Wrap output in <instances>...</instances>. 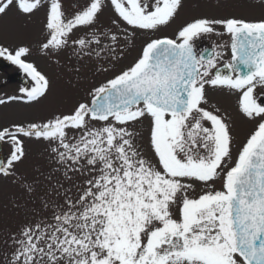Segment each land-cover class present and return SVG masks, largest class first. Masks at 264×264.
<instances>
[{
  "label": "snow or ice",
  "instance_id": "6c2138e0",
  "mask_svg": "<svg viewBox=\"0 0 264 264\" xmlns=\"http://www.w3.org/2000/svg\"><path fill=\"white\" fill-rule=\"evenodd\" d=\"M217 6L264 11V0ZM106 7L115 14L109 26L99 22ZM182 7L184 0H0V34L13 8L29 19L44 9L40 54L71 49L111 64L137 31L168 26ZM213 36L228 39L197 48ZM32 55L28 44L0 42V58L33 81L20 89L26 103L51 89ZM208 88L238 93L239 112L254 122L235 157L230 117L210 103ZM88 95L90 102L43 122L0 128V145L10 147L0 176H15L28 138L45 143L52 173L63 177L40 197L33 219L0 230V264H264V15L194 16L174 37L150 38ZM145 120L148 150L136 129Z\"/></svg>",
  "mask_w": 264,
  "mask_h": 264
},
{
  "label": "rangeland",
  "instance_id": "374dc122",
  "mask_svg": "<svg viewBox=\"0 0 264 264\" xmlns=\"http://www.w3.org/2000/svg\"><path fill=\"white\" fill-rule=\"evenodd\" d=\"M218 3L222 5L223 0H184V7L180 9L179 14L172 23L161 27L156 32L137 31L132 44L125 47L123 57L111 64H109L108 60L97 57L78 59L75 55H72L71 49L62 51L59 55L52 58L48 57L49 61L55 59L54 65H44L38 68L51 80V89L48 93V105L51 108L47 105L43 108H35L34 104L22 105L19 108H1V126L43 122L54 113L71 110L78 102H90L91 97L88 95L90 90L112 78L122 68L131 64L145 42L150 38H159L165 35L174 37L178 28L194 16L221 17L235 14L247 19H255L264 15V11L258 7L244 9L224 8L218 7ZM113 18H115L114 12L109 7H106L100 15L99 22L104 26H109ZM4 19L7 23L5 34L8 45L23 42L35 48L43 40L42 22L44 20V10L41 9L29 19L28 17L19 16L15 12V8H13ZM85 31V29H80L75 35H83ZM206 39L221 43L225 41L226 37L222 40L215 36ZM229 50L225 52V60L227 55L230 58ZM29 59L33 62L32 57H29ZM57 59L65 60V63L58 64L56 63ZM101 66L107 67L109 70L107 72L97 71V68ZM77 68L80 69L79 72L76 71ZM65 79L67 83L64 86ZM207 95L211 104L220 108L223 114L230 117L229 123L234 137L233 156L235 157L237 149L253 130L254 122L245 119L239 112L238 93L224 88H208ZM136 129L142 135L144 148L148 150L149 122L145 120L142 124L137 125ZM24 147L27 155L21 163L16 164L15 169L22 176L24 184L33 185L35 191L31 195L22 194L20 196L23 203L27 204L25 208L20 210L18 199L16 198L18 194L14 195V192L17 190V193H19L21 188L24 187L14 181L11 182L12 179H10L11 181L8 180L11 183L2 184L0 180V188L7 187L6 189H0V230H15L29 219H33L35 214L41 211V208H39L41 207L40 197L45 195L58 178L63 182V177L60 173H52L55 165L49 162L44 142L35 139H24ZM8 153H10L9 145ZM50 173H52V179L48 180L47 177ZM14 179L16 180L15 176ZM65 186H68L67 183H65ZM201 187V185L197 184L193 195L198 194ZM216 187H220V181L216 182ZM2 238V231H0V239Z\"/></svg>",
  "mask_w": 264,
  "mask_h": 264
},
{
  "label": "flooded vegetation",
  "instance_id": "af4514ba",
  "mask_svg": "<svg viewBox=\"0 0 264 264\" xmlns=\"http://www.w3.org/2000/svg\"><path fill=\"white\" fill-rule=\"evenodd\" d=\"M2 37H5V31L2 33ZM2 43H6L5 40L2 41ZM3 62L0 61V98H3L6 100L7 93L11 92L8 91V86H11L15 89L22 88V84L18 83L19 77H28L22 70H20L16 65L11 64L10 61H7L3 59ZM38 61L36 63L37 67L42 66L44 63L41 61V58H36ZM25 88H30L29 85L25 86ZM5 105V104H4ZM4 105H0V109L4 108ZM6 153V145H0V159H6L7 158Z\"/></svg>",
  "mask_w": 264,
  "mask_h": 264
},
{
  "label": "bare ground",
  "instance_id": "6f19581e",
  "mask_svg": "<svg viewBox=\"0 0 264 264\" xmlns=\"http://www.w3.org/2000/svg\"><path fill=\"white\" fill-rule=\"evenodd\" d=\"M199 45H203L201 41H198Z\"/></svg>",
  "mask_w": 264,
  "mask_h": 264
}]
</instances>
